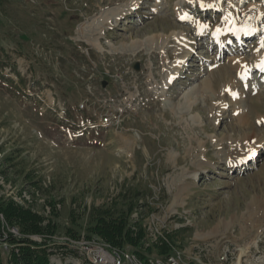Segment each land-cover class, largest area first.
I'll list each match as a JSON object with an SVG mask.
<instances>
[{
  "label": "rangeland",
  "instance_id": "obj_1",
  "mask_svg": "<svg viewBox=\"0 0 264 264\" xmlns=\"http://www.w3.org/2000/svg\"><path fill=\"white\" fill-rule=\"evenodd\" d=\"M127 2L0 0L9 62L0 78V196L56 228L55 264L89 262L68 238L132 252L133 264L178 253L184 264H264V0ZM232 8L240 25L256 11L248 36L223 28ZM104 11L107 48L153 34L165 52L102 53L77 40V27ZM174 32L188 38L182 51ZM237 58L243 74L231 66ZM208 78L216 90L202 91ZM187 93L190 109L174 115ZM248 139L255 149L236 159L231 149ZM126 191L140 194L132 218L142 217L152 254L86 234L91 209L125 207ZM162 244L176 251L157 255Z\"/></svg>",
  "mask_w": 264,
  "mask_h": 264
},
{
  "label": "trees",
  "instance_id": "obj_2",
  "mask_svg": "<svg viewBox=\"0 0 264 264\" xmlns=\"http://www.w3.org/2000/svg\"><path fill=\"white\" fill-rule=\"evenodd\" d=\"M7 57L8 55L0 48V78L2 79L8 78L4 75V68L9 64ZM14 70L16 71V69ZM22 80L20 78V81ZM10 158L7 157V159ZM121 194L125 201L128 200L125 207L102 206L91 209V221L86 234L88 236L98 234L112 244L131 246L136 253L143 256L145 251H151L143 247L146 230L142 225V217L132 218L133 212L141 206H138L137 202V196L140 194L137 193L134 196L127 191ZM1 215L5 217L9 225L17 226L24 235L18 237L13 233H6L1 222ZM41 223V217L31 208H25L10 198L0 196V243L2 241V243L7 242L11 245L10 250L6 252L0 247V264H54L51 261V255L54 252L51 250L50 241L57 230L50 225L43 227ZM30 234L42 236V241L29 238L27 235ZM157 250L159 254H168L172 249L170 246L162 244Z\"/></svg>",
  "mask_w": 264,
  "mask_h": 264
},
{
  "label": "bare ground",
  "instance_id": "obj_3",
  "mask_svg": "<svg viewBox=\"0 0 264 264\" xmlns=\"http://www.w3.org/2000/svg\"><path fill=\"white\" fill-rule=\"evenodd\" d=\"M135 1L136 0H128L127 4L125 6H129L130 4H133ZM256 14H257L256 11H254L252 14H250V18L247 21V23L240 25L238 22L239 17H240V13L237 12L236 8H232L231 10L228 11L227 19L224 23L225 27L223 26V28L227 29V31L230 30V31H234V32L238 33L237 35L239 38H242L244 36H248L252 27L257 24L256 23L257 21L255 20ZM99 15L98 14L95 15L93 19L92 18L88 19L87 25L82 24V25H79L77 27V29H76V34H77L76 39L77 40L85 41L87 44L92 45L93 47H95L97 50H99L102 53L103 52L123 53V54H129L132 56H136L141 51L151 53L153 51L157 52L158 49H161L162 51L165 52V50H166L164 48L165 41H163L164 37H161L159 35H153V34L147 35L144 39H133L130 43L125 42L119 46L113 45V46H109L107 48L105 46V44L102 42L100 34L102 33L103 30L106 29V25L110 22L109 20L112 19L111 18L112 16L109 13L107 14L105 11ZM176 34L177 33L174 32L171 35V37L176 35ZM186 39H188V38H186L185 35L177 34V36L175 37V40H176V45H177L178 49H176V50L182 51L184 49ZM262 58L264 59V56ZM245 65H246V62L244 59L237 58V60L234 61L233 65H231V66L233 69H239V71L242 73V72L246 71ZM259 66L264 67V62H260ZM232 83H234V82H232ZM201 89H202V91H208L209 89L216 90L214 82L211 78L205 79ZM234 97H235L234 100L237 101L238 100V94H234ZM190 99H191V95H189L188 93L184 94L181 97V100L179 102H176V103L171 105V107H170L171 112L176 116L184 115L185 112H187L190 109L189 105L192 104ZM239 99H240V97H239ZM238 110H239L240 114L243 112L240 108H238ZM254 145H255V143H253L252 139H248L247 141L246 140L244 141L243 145H240L236 149H231V151H232L233 155L236 157V159L238 158V159L243 160V159H245V156L247 155V153L249 154V152H252L255 149ZM68 241L76 243L81 248H96L93 246H87V244H84L80 241H75V240H72L69 238H68ZM1 243H2V241H1ZM2 244H3L4 248H6V249L8 248V244L6 242H3ZM96 250L105 252V251L98 249V248H96ZM106 253H108V252H106ZM131 254H132V252H131ZM131 254L126 252V251L125 252L123 251L122 253H119V254L114 253L112 255L117 258L118 264H127V263L133 264L134 263L133 262V256ZM176 254H177V252H176ZM178 255H179V257L174 256V255H168V256H166V258L162 257L163 259H158V258L148 256V260L151 263H155V264L156 263L159 264V263H163V262H164V264H175V261L173 260V258H175L176 261H178V263L184 264V263H182V261H180V259H178V258H183V257L181 256L180 253H178ZM134 261H135V259H134ZM93 264H95V263H93Z\"/></svg>",
  "mask_w": 264,
  "mask_h": 264
},
{
  "label": "built area",
  "instance_id": "obj_4",
  "mask_svg": "<svg viewBox=\"0 0 264 264\" xmlns=\"http://www.w3.org/2000/svg\"><path fill=\"white\" fill-rule=\"evenodd\" d=\"M18 235V234H17ZM87 255V259L95 264H118L117 258L110 253L97 251L96 248H80ZM175 264H180L173 258ZM153 264V263H152Z\"/></svg>",
  "mask_w": 264,
  "mask_h": 264
}]
</instances>
